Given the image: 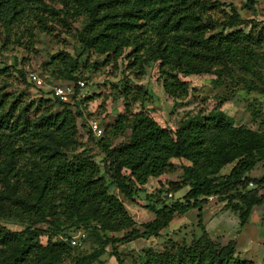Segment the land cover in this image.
I'll use <instances>...</instances> for the list:
<instances>
[{"label":"trees","instance_id":"obj_1","mask_svg":"<svg viewBox=\"0 0 264 264\" xmlns=\"http://www.w3.org/2000/svg\"><path fill=\"white\" fill-rule=\"evenodd\" d=\"M0 0V24L6 32L23 25L19 37L32 46V32L49 33L47 21L67 34L76 30L78 51L64 64L62 77L76 81L78 58L86 51L119 56L132 48V64L139 69L156 61L163 92L175 103L188 95L191 74H211L212 83L231 82L249 93L264 95V27L240 16L225 0ZM255 0L243 7L254 12ZM226 6L220 20L205 14L207 8ZM249 25L247 30L239 26ZM257 25H259L257 27ZM218 27V29H216ZM65 58V60H64ZM237 86V85H236ZM234 88V89H233ZM232 90V91H231ZM76 89H74L75 94ZM131 96V98H128ZM123 110L107 123L95 140L104 175L87 147H83L76 118L79 111L56 100L27 102L22 94L8 93L0 85V219L17 222L22 229L0 225V264H91L108 253L124 264L117 246L137 238L157 236L171 219L196 209L201 235L189 243L167 239L161 250L145 248L134 264H253L237 255L235 240L220 244L210 238L201 222L202 206L209 197L236 217L237 231L264 200V171L248 173L264 162V129L234 124L214 105L207 113L185 115L174 129L159 125L143 109L131 111L132 101L146 100L141 87L125 86L119 93ZM256 117L258 112L250 111ZM259 125H264V119ZM261 127V126H260ZM90 138L89 127L85 129ZM93 135V133H92ZM122 138L116 143L113 140ZM171 159H182L181 175L167 181L165 189L147 192L144 185L172 170ZM230 164L226 174L220 169ZM109 179L107 181V178ZM121 198L141 196L153 213L136 224ZM109 186V187H110ZM186 188L176 200L163 192ZM43 224L46 239L32 237ZM82 227L93 247L75 253L66 231ZM123 231L122 235L112 233ZM34 234V233H33ZM25 236L20 249L19 237ZM110 248L107 250V248Z\"/></svg>","mask_w":264,"mask_h":264},{"label":"rangeland","instance_id":"obj_2","mask_svg":"<svg viewBox=\"0 0 264 264\" xmlns=\"http://www.w3.org/2000/svg\"><path fill=\"white\" fill-rule=\"evenodd\" d=\"M43 1L49 3L48 0ZM230 2L241 17L264 27V0H255L254 12L243 7L244 0H225V3ZM225 11L228 12V8L223 5L214 9L207 8L205 14L210 18L220 20ZM25 23L28 24V21L22 19L18 26H13L9 32H6L0 24V85H3L8 93L22 94L27 102L49 99L54 103L53 111L60 108L56 104V100L68 103L75 112L79 111L81 117L76 118V123L83 125L78 126L83 147H87L92 153L100 167L101 175H104V170L101 167L102 154L95 143L98 137L91 133L90 138H87L85 129L87 126L89 127V122L94 120L103 130L104 126L110 123L117 113L122 112L123 99L119 97V93L125 86L131 88L138 86L147 93L146 100L140 101L136 98L132 101L131 111L143 109L159 125L171 130L178 125L185 115L198 111L207 113L214 105H218L223 114L229 117L234 124H241L252 129H264V125L258 124L260 120L264 119V95L256 91L246 93L239 88L240 84H235L233 87H236V91L229 96L232 84L231 82L228 84L227 79L220 85H214L212 83L214 76L211 74H191L185 77L180 76L188 83V95L174 103L161 88L157 71L158 63L149 61L139 69L135 68L132 64V48L130 47L124 48L119 56H106L86 51L78 58L77 80L64 79L62 77L64 64L59 59L58 53H66L70 59L75 58L78 51L76 30L80 27V20L70 22L69 34L65 33L58 24L47 21V30L50 32L46 34L34 29L31 47L25 44L27 42L25 36L16 38L23 31ZM239 27L247 30L249 25ZM33 72L41 80L40 84L30 80L29 73ZM55 86L66 91L64 99L53 93L52 88ZM74 89L76 92L73 95ZM251 110L257 111L258 115L256 117L251 116ZM121 139L117 138L112 143ZM170 163L172 166L170 172L164 173L158 178L148 179L144 185L147 192H153L159 188L163 189L167 181H176L179 178L181 175L180 165L186 162L182 159H171ZM263 171H258L256 165L248 174L259 176ZM109 186L108 184V191L115 192L121 198L113 187ZM185 190L186 188H181L176 192H163L161 195L176 200L182 196ZM141 198V196L134 197L132 200L121 198L125 209L137 225L153 217V213L143 206L144 201ZM215 200L216 198H212L210 201L208 198L207 202L210 201V204L205 205L201 213V222L207 235L214 241L223 244L229 239L235 240V237L242 232L243 239L238 242L237 248L235 246L237 255L250 259L253 264H264V200L262 204L254 208L249 221H247L248 225L245 224L241 228L242 231L240 229L239 232L234 214L222 208L223 204ZM0 225L13 231L22 229V226L17 222L9 219H0ZM44 227L43 224L38 225L37 229L33 231L34 234L32 233V237L37 238L42 243L46 239V234L42 230ZM245 230L246 232H244ZM66 233L69 236L68 242L74 247L75 253H84L92 249L93 245L86 238L87 234L82 227L70 229ZM122 233L123 231H119L111 235L120 236ZM200 235L196 209H189L183 214L174 216L157 236L144 239L137 238L127 243H121L117 246V251L124 264H134L139 262L140 251L145 248L161 250L169 238L177 243H189L192 238ZM71 239H74V244L70 243ZM19 241L21 249L24 246L25 236H20ZM109 249L108 247L107 250ZM67 263L66 261L64 264ZM91 264H116V261L108 253H104L98 261Z\"/></svg>","mask_w":264,"mask_h":264},{"label":"built area","instance_id":"obj_3","mask_svg":"<svg viewBox=\"0 0 264 264\" xmlns=\"http://www.w3.org/2000/svg\"><path fill=\"white\" fill-rule=\"evenodd\" d=\"M29 78L31 81L35 82L36 84H40V82H41V80L38 78V76L34 72L29 73ZM79 83L82 84V82H79ZM52 90H53V93L57 97H59L61 99L65 98L66 91H64L63 88L55 86L52 88ZM89 129L94 134V136H96V137H99L101 132H102L101 128L97 125V123L94 120L89 122ZM70 243L74 244L75 243L74 239H71Z\"/></svg>","mask_w":264,"mask_h":264},{"label":"crops","instance_id":"obj_4","mask_svg":"<svg viewBox=\"0 0 264 264\" xmlns=\"http://www.w3.org/2000/svg\"><path fill=\"white\" fill-rule=\"evenodd\" d=\"M241 125V124H240ZM257 165V167H258V171L260 170V171H263L264 170V162H262V163H258V164H256ZM255 165V166H256ZM230 164H228V165H225V166H223L221 169H220V171H219V174H226L227 172H228V170L230 169ZM225 167V168H224ZM224 168V169H223ZM262 173V172H261ZM259 174V173H258ZM258 176V175H257ZM251 177H255V176H251ZM212 198H215V197H209V200L211 201L212 200ZM209 201V202H210ZM215 201H217V200H215ZM209 202H206L203 206H202V209L204 208V206L205 205H207V204H210ZM221 204H223V202H220ZM256 208V207H255ZM254 210V209H253ZM252 213V212H251ZM249 219H250V216H249ZM217 220V219H216ZM249 221V220H248ZM245 224H247V223H245ZM244 224V225H245ZM243 225V226H244ZM248 225V224H247ZM246 229V228H245ZM241 231H242V229H241ZM244 232H246V230L244 231ZM242 232H240V234L239 235H237V237H235V240H236V243H235V246H236V248L238 247V242L241 240V239H243V237H242Z\"/></svg>","mask_w":264,"mask_h":264}]
</instances>
